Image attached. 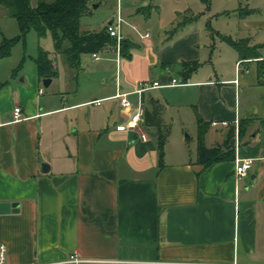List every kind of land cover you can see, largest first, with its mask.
Masks as SVG:
<instances>
[{"label": "crops", "instance_id": "obj_1", "mask_svg": "<svg viewBox=\"0 0 264 264\" xmlns=\"http://www.w3.org/2000/svg\"><path fill=\"white\" fill-rule=\"evenodd\" d=\"M238 1L234 9L243 15L235 11L237 38L219 28L217 33L264 45V0ZM176 2L178 9L187 7L184 0ZM92 3L115 12L105 25L120 14L122 36L135 47L126 61L111 47L96 58L90 53V58L115 55L108 59L120 67L126 64V73H117V66L111 73L104 64L85 68L82 59L76 70L52 45L48 52L57 73L44 86L35 64L22 70L23 62L13 72L17 64L8 61L11 52L0 58V204H17L15 210L0 211V244L8 263L65 264L76 253L81 264H264V84L257 82L264 46L260 58L249 59L239 58L232 46L225 71L199 33L187 41L176 35L157 50L159 42L150 35L141 37L142 48L123 34L126 24L138 35L133 26L142 29L132 22H139V15L151 19L158 6ZM218 13L229 15L230 10ZM172 23L157 26L160 30ZM3 36L0 32V40ZM167 48L174 58L166 56ZM190 61L200 64L185 82L170 84L173 77L182 81L183 63ZM171 63H176L174 71ZM152 82L158 86L144 88ZM162 88L186 92V99L176 104L193 117L196 141L197 115L209 123L208 147L233 127V147L238 144L234 159L203 166L196 147L187 151L181 144L167 150V139L160 159L143 116L137 128L128 121L139 102L144 108L153 102L162 106L161 117L168 124L166 106L150 94ZM116 93H125L130 108ZM15 105L23 115L17 121L12 120ZM185 113L179 111V117ZM249 157L253 164L248 174L237 176L235 160ZM42 163L49 165L47 171L41 170Z\"/></svg>", "mask_w": 264, "mask_h": 264}, {"label": "trees", "instance_id": "obj_2", "mask_svg": "<svg viewBox=\"0 0 264 264\" xmlns=\"http://www.w3.org/2000/svg\"><path fill=\"white\" fill-rule=\"evenodd\" d=\"M93 0H0V6L4 7L8 15L15 19L18 32L12 37H3L0 40V58L7 56L12 47L23 40L30 30H35L38 38L50 35L53 49L61 54L69 67L76 70L81 69V55L83 53H97L106 47L114 46L116 39L112 37L106 26L98 30L83 31L80 28L81 16L91 10ZM206 6L208 0H201ZM139 10V9H138ZM140 11V10H139ZM239 15L240 10H235ZM222 39L235 48L239 58H260L259 49L261 44L250 45L248 39H233L223 35ZM135 44L127 38L120 40L119 54L121 57L129 58L131 49ZM34 64L40 79L53 77L57 73L54 60L49 57V52L38 46L37 53L33 57ZM24 62V55L17 66L13 69L17 71ZM199 62L190 61L183 63L182 82L186 81L188 74L196 70ZM257 82L264 84V61H258ZM162 106L151 102L148 108H144L143 124L145 130L151 133L156 140L157 151L160 159L164 155V145L170 131L168 124H165L161 117ZM197 123V160L203 166L217 161L234 159L233 137L234 128L230 127L223 142L208 147L205 144V133L209 123L199 115L196 117ZM244 122H239L238 133L242 135ZM223 147V148H222Z\"/></svg>", "mask_w": 264, "mask_h": 264}, {"label": "rangeland", "instance_id": "obj_3", "mask_svg": "<svg viewBox=\"0 0 264 264\" xmlns=\"http://www.w3.org/2000/svg\"><path fill=\"white\" fill-rule=\"evenodd\" d=\"M176 1L180 0H121L123 7H125L126 4H131V2H135L139 5H147L150 2L149 4L152 5V9L155 8V5L159 7V12L154 14L151 19L145 20L142 18L143 16L139 15L137 17H140L141 20L139 22H132L136 26L140 27L142 31L146 32L147 30L150 35L149 39H154L159 42L155 50H157L159 46L163 47L164 42H168L169 44L170 38L175 40L176 35L187 41L190 34L199 33V37H201L203 42L206 40L208 41L206 50H215L214 53H216L217 59L219 57L220 65L224 66L225 71H228V69H230L227 67L230 61L229 52L234 53V50L231 48L232 46L221 39V35L217 33V28L226 31L228 32L227 34L237 38L239 29L237 28L236 19H238V17L234 8L239 6L240 2L238 0H208V5L206 6V4L201 0H184L187 7L185 9H178L180 5L179 2ZM204 7L209 8L210 14L206 12L207 10ZM224 8L230 10L229 15L218 13ZM4 9V7L0 6V32H3L5 37H12L18 32V28L14 18L8 15L3 16L1 14ZM173 9L178 10V12ZM112 17H115V12L105 11L104 3L99 7H91V10L88 13L81 16L80 28L83 31L98 30L99 28H102ZM167 22L173 23L159 30L157 24H166ZM122 30L123 34L131 35L136 44L141 45V37H139L129 25L123 24ZM52 45L50 35L38 38L35 30H30L27 32L23 40H19L12 47L11 56L7 59H9L8 61L15 62L14 64L16 65L24 55V63L22 66V70H24L25 68L34 66L33 57L37 53L38 46L48 51L51 50ZM200 45L202 47L203 43L201 42ZM119 46L120 42H117L116 40L115 45L109 47L119 50ZM171 49L172 48H167L165 50L167 53L166 56L174 58L175 54L170 52ZM141 52H143V49ZM109 56L114 57L115 55L101 54L99 60H94L90 58V53H83L81 55V59L85 68H97L98 65L104 64L111 73H114L116 66L117 73H126L128 71L129 67L126 66V64H123L120 67V63L117 65L114 58L108 59ZM122 59V61L128 60V58L125 57H122ZM57 62L59 71L62 72V62L59 57L57 58ZM175 65L176 63H171L170 67L173 69L172 71L175 70ZM150 92V94L154 98H158L160 104L166 106L167 109L165 111V121L170 127V133L166 143L167 150H178L181 144L187 149V151L194 150L196 147L195 122L193 117L190 119L188 114L185 113L186 109L181 108V105L177 108L176 104L177 101L182 103L186 99L184 98L186 96V92L177 91L173 88H162L156 91L151 90ZM129 98L132 99L130 96ZM179 111L185 113L183 118L179 117ZM223 140L217 144L221 145Z\"/></svg>", "mask_w": 264, "mask_h": 264}, {"label": "built area", "instance_id": "obj_4", "mask_svg": "<svg viewBox=\"0 0 264 264\" xmlns=\"http://www.w3.org/2000/svg\"><path fill=\"white\" fill-rule=\"evenodd\" d=\"M125 22L124 19L120 16V14H117L116 18L111 21L110 23H107L106 29L109 32V34L114 37L117 42H120V40L123 38L122 33H121V24ZM133 29L138 33V35L140 37H147L149 35V33L146 32H142L141 30H139L138 28L133 26ZM93 57L96 58V53H92ZM238 68V67H237ZM240 68V67H239ZM234 82H237V79L233 80ZM170 84L172 85H179L182 84V82L178 81L175 77L171 78L170 80ZM151 86H158L157 82H152L151 85L146 86L144 88H149ZM143 87L138 89L137 91H140L142 89H144ZM42 90L40 89V92ZM115 96L120 97V102L121 104L126 107V108H130L131 103L130 101L126 98L125 93H116ZM97 103L100 102V100H94ZM144 113V106L141 102L138 103V106L136 108V110L130 115L129 121H128V126L131 128H137L140 126L141 123V119ZM23 117L22 115V110L21 107L19 105H15L13 107L12 110V120L13 121H17L19 119H21ZM220 125L222 126H228L229 123L227 121H221L219 122ZM213 125H217L218 122L213 121L212 122ZM236 137V136H235ZM235 149H237L238 144L237 141H235ZM253 164V159L252 158H237L235 160V174L237 176H245L248 174L249 169L251 168ZM83 261V259H81L80 257H78V255L76 253H71L69 255V257L63 261V263L65 264H81ZM0 264H9L7 261V255H6V247L4 244H0Z\"/></svg>", "mask_w": 264, "mask_h": 264}, {"label": "water", "instance_id": "obj_5", "mask_svg": "<svg viewBox=\"0 0 264 264\" xmlns=\"http://www.w3.org/2000/svg\"><path fill=\"white\" fill-rule=\"evenodd\" d=\"M92 7L93 8L97 7V3H92ZM50 81H51L50 77L42 79V82H43L44 86H48ZM48 168H49V165L47 163H42V165H41V170L42 171H47ZM16 206H17L16 203H1L0 204V211L1 212H7L10 209L15 210Z\"/></svg>", "mask_w": 264, "mask_h": 264}]
</instances>
